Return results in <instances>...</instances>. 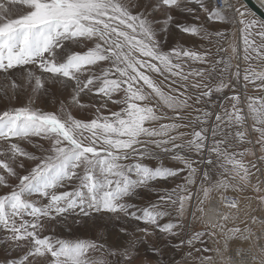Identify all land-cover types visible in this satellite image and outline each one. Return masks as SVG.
I'll return each instance as SVG.
<instances>
[{
	"label": "snow or ice",
	"instance_id": "6c2138e0",
	"mask_svg": "<svg viewBox=\"0 0 264 264\" xmlns=\"http://www.w3.org/2000/svg\"><path fill=\"white\" fill-rule=\"evenodd\" d=\"M258 63L239 0H0V264H264Z\"/></svg>",
	"mask_w": 264,
	"mask_h": 264
},
{
	"label": "rangeland",
	"instance_id": "374dc122",
	"mask_svg": "<svg viewBox=\"0 0 264 264\" xmlns=\"http://www.w3.org/2000/svg\"><path fill=\"white\" fill-rule=\"evenodd\" d=\"M239 2L242 3L240 0H239ZM176 40H179V42L181 44H184V45L189 46V47H191V46H193L194 44L197 43V40H196L195 37H191V36H188V35H183V36L176 35L175 38L172 40V42L174 43ZM229 42L230 41H225V43H224V47L225 48L228 47ZM236 42H237V45L239 46L240 40H239V33L238 32L236 34ZM230 51L231 50L229 49V53H230ZM234 63H235V61H234ZM255 68H256V71H258V72L264 70V63L256 64ZM250 94L259 95L260 93L259 92H251ZM25 99H26V97H21L19 100L15 101V105L19 106V105L23 104L25 102ZM215 99L217 101H221L222 100V98L219 97V96L215 97ZM3 106H4V102L2 100H0V108H2ZM35 106L38 107V108H41V109H43L45 111H56L57 108H58V100L55 97H51V96L40 97L39 99L36 100ZM73 114L77 115L78 118H83L81 116V114L78 113V112H74ZM27 147H29V150H32L30 146H27ZM259 154L260 153L257 151V155L256 156H249V157H247V159L248 160H256V158H257V156ZM152 163L154 164L155 162H152ZM164 163H165L166 166H174L175 165V162L170 161V160H165ZM261 179H264V177H261ZM252 182L256 183L255 177L253 178ZM166 186L172 187L174 185L168 184ZM226 194L227 195L240 196L242 198L241 201H244V202L247 201V200L243 199V197H248V196H253L254 195V193L251 190H248V191H246L244 193H234L232 191H229ZM214 197H218V194L217 193H213L212 198H214ZM150 198L151 199H155L154 196H151ZM136 202L142 203L143 201H136ZM252 206H253V208L258 207L255 201H252ZM253 214L257 215V216L264 217V213L259 212V211L254 212ZM243 226L245 227V225H243ZM249 226L252 228V231L254 229H257L258 227L264 228V226L259 224V223H256V224L253 225V224H251L249 222ZM76 227H78L80 229V231L76 232V235H79V236L91 235V233L88 232L86 227H84V226H76ZM197 227H202V226L201 225H197ZM58 231H60V230L58 229ZM64 235L68 236L69 234L68 233H64ZM69 238H71V237L69 236ZM221 246H222V240H221ZM227 255H228V253L225 254V257H227ZM167 258L168 257L165 256V259H167ZM2 259H3V256L0 255V260H2ZM216 264H223V262L221 261V259L219 257H216Z\"/></svg>",
	"mask_w": 264,
	"mask_h": 264
},
{
	"label": "bare ground",
	"instance_id": "6f19581e",
	"mask_svg": "<svg viewBox=\"0 0 264 264\" xmlns=\"http://www.w3.org/2000/svg\"><path fill=\"white\" fill-rule=\"evenodd\" d=\"M241 1V0H240ZM259 4H261V0H256ZM242 2V1H241ZM243 3V2H242ZM229 196H235V195H229ZM218 197H214L212 198V202H215V200H217ZM248 203V201H241V208H244V205H246ZM241 218H244V213L243 211L241 212ZM254 215V214H253ZM244 224H240V227H244ZM232 225L229 224V227H231ZM249 226V225H248ZM264 226V225H263ZM253 232L256 234V236H261L262 238L260 239L259 243L261 245H264V228L258 227L257 229H254ZM253 241H255V236L253 237ZM245 248H247L249 245L247 243H244L243 245ZM258 251V249H256Z\"/></svg>",
	"mask_w": 264,
	"mask_h": 264
},
{
	"label": "water",
	"instance_id": "95a60500",
	"mask_svg": "<svg viewBox=\"0 0 264 264\" xmlns=\"http://www.w3.org/2000/svg\"><path fill=\"white\" fill-rule=\"evenodd\" d=\"M243 3H247V7L250 8L253 12L256 13L257 16H264V13L257 8L259 3L256 0H241Z\"/></svg>",
	"mask_w": 264,
	"mask_h": 264
},
{
	"label": "crops",
	"instance_id": "0c3cea01",
	"mask_svg": "<svg viewBox=\"0 0 264 264\" xmlns=\"http://www.w3.org/2000/svg\"><path fill=\"white\" fill-rule=\"evenodd\" d=\"M239 40H240V37H239Z\"/></svg>",
	"mask_w": 264,
	"mask_h": 264
},
{
	"label": "built area",
	"instance_id": "2783aa9c",
	"mask_svg": "<svg viewBox=\"0 0 264 264\" xmlns=\"http://www.w3.org/2000/svg\"><path fill=\"white\" fill-rule=\"evenodd\" d=\"M229 255V254H228Z\"/></svg>",
	"mask_w": 264,
	"mask_h": 264
}]
</instances>
